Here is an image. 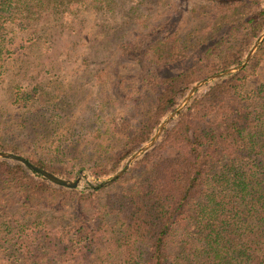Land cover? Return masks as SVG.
Returning <instances> with one entry per match:
<instances>
[{"label":"trees","instance_id":"1","mask_svg":"<svg viewBox=\"0 0 264 264\" xmlns=\"http://www.w3.org/2000/svg\"><path fill=\"white\" fill-rule=\"evenodd\" d=\"M124 4L0 0V83L15 58L46 42L43 15L122 7L126 18L91 94L77 85L68 101L15 87L17 111L0 109V151L61 178L88 169L97 185L194 82L239 64L264 28L263 0ZM198 50L188 67L161 73ZM253 62L204 86L100 188L58 186L0 159V264H264V71L250 72Z\"/></svg>","mask_w":264,"mask_h":264},{"label":"rangeland","instance_id":"2","mask_svg":"<svg viewBox=\"0 0 264 264\" xmlns=\"http://www.w3.org/2000/svg\"><path fill=\"white\" fill-rule=\"evenodd\" d=\"M138 1L139 0H125L124 7H126L127 10L131 4L137 3ZM186 1L188 3H197L202 2L203 0ZM123 11L122 7L117 8L112 12H104L94 11L87 6H84L76 12L66 15L58 16L54 13L43 15L40 25L48 31L46 42L37 45V47L30 48L23 54L19 55L15 58L12 65H10V68L4 73L3 80L0 83V109L5 113L17 111V106L12 102L11 98V93L14 91L15 87H22L27 90L37 87L40 90L42 89V91H45L48 95L47 97L53 96L54 98L55 96H60L61 94L66 93L64 99L68 101L75 100L72 91L73 88L77 87V85L82 87V98H84V92L86 94H91V90H93L91 77L94 69L98 63L108 59L114 44L117 41V34L126 30V27L123 25V20L126 19ZM262 31L259 33L258 37ZM258 37L254 40L241 62L245 59L252 46L256 43ZM234 43H236V40H234ZM199 52L200 50L195 51L191 54V56L171 64L168 68L161 69V73L174 74L183 70L197 60ZM252 58H254V62L251 65L250 72H254L255 75L259 68L264 71V39L262 43L258 45L251 59ZM198 81L194 82L191 87ZM206 85H203L198 91ZM87 99H85V101ZM185 107L182 110H184ZM175 119L176 118L173 120ZM123 167L124 166H122L118 171H120ZM80 170H83V172L80 175L79 186L75 189L83 190L87 187L95 185L98 180L89 172V170ZM80 170L72 173L70 178L62 179L74 180ZM114 174L100 178L99 180L102 181Z\"/></svg>","mask_w":264,"mask_h":264},{"label":"water","instance_id":"3","mask_svg":"<svg viewBox=\"0 0 264 264\" xmlns=\"http://www.w3.org/2000/svg\"><path fill=\"white\" fill-rule=\"evenodd\" d=\"M263 39H264V30L262 31V33L258 37L256 43L252 46V48L250 49V51L246 55L245 59L239 65H236L234 67H230V68L225 69L223 71H220L218 73L209 75V76L205 77L204 79L195 83L190 88L188 93L185 95L183 100L179 103V105L175 109H173L167 115V117H165V119L158 125V127L155 130L151 139L148 140L146 143H144L139 149H137L132 155H130L128 157L124 167L120 171H118L116 174H114V175H112L106 179H103L97 185H93V187L94 188H100V187L107 185L109 183H112L113 181L122 177L125 174V172L128 170V168L130 167L132 162L134 160H136L139 156H141L145 151L150 149L157 142V140H158L159 136L161 135L162 131L164 130V128L166 126H168L173 121L174 118L177 117L178 113L188 104L190 99L198 92V90L203 85H206V84L213 82L217 79H220L224 76L231 75L233 73H236V72L242 70L246 66V64L249 62L251 57L253 56L258 45H260L262 43ZM0 159L16 161V162L24 165L29 171L36 173L38 175H41L42 177H44L46 180L50 181L51 183L58 185V186L67 187V188L78 187L79 183H80V175L83 172V170H80L78 175L76 176V178L74 180H67V179H62V178L54 175L53 173L34 165L33 163H31L29 160L22 157L21 155H18V154L12 153V152L0 151Z\"/></svg>","mask_w":264,"mask_h":264}]
</instances>
